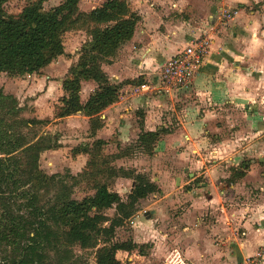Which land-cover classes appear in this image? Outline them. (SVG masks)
<instances>
[{"label": "crops", "instance_id": "1", "mask_svg": "<svg viewBox=\"0 0 264 264\" xmlns=\"http://www.w3.org/2000/svg\"><path fill=\"white\" fill-rule=\"evenodd\" d=\"M124 1L127 12L123 17L133 16L137 20L133 36L114 57L108 58V63L101 65L109 82L120 86L118 99L99 114V128L94 131L91 130V123H94L89 117L80 113L69 116L78 121L80 128L77 129L78 123L74 128L76 137L80 139L76 147L80 151L74 155L78 161L80 158L83 161L88 154L82 149L91 148L95 141H102L105 144L101 152L103 147L114 146L111 150L113 158H127L122 148L138 140L140 134L166 130L157 141L160 147L153 148L150 161L160 168L167 159V162L170 160L169 165L179 168L178 171L173 169L172 173L176 176L171 181L156 178L160 182V198L155 214L161 222L156 240L161 242L157 237L159 233L161 238L169 235L170 241L174 239V235H170L174 231L179 245L171 253L173 258L169 264H226L227 260L241 264L246 258L254 256L257 248L261 247L264 251V235L258 236L250 223H245L241 227L244 235L233 241L236 244L234 255L228 257V243L221 238L229 228L224 224V216L217 212L216 205L220 200L216 188L213 184H201L199 189L185 193L181 175L187 173L191 180L195 178V172L203 168V173L208 175L220 166L222 160L218 159L235 154L239 157V152L248 151H240V145L246 147L248 140L249 143L253 139L264 141V136L258 139L264 134V0ZM223 9L233 13V16L220 22L217 17ZM81 12L87 13L86 10ZM77 32L79 47L74 53L64 51V55L57 58L60 63L66 62L70 66L73 61L75 66L83 53L90 50V37L82 30ZM203 33L210 35L212 45L199 73L188 87L168 95L153 96L146 91L147 83L159 84L163 63ZM54 64L52 62L45 70L53 69ZM71 67L66 71L67 75ZM30 76H34L38 83L44 79V76L36 74ZM30 76H8V80L4 79L8 84L3 93L15 98L13 90H18L21 82L31 79ZM14 80L19 83H14ZM63 80L59 81V85ZM52 82L55 83L48 81V85ZM141 86H145V90H141ZM98 89L93 81L81 82L80 103L84 105L91 97L97 98ZM36 103L34 100L28 103L33 111L37 110ZM166 110L170 111V119L167 120H170L168 124L171 128L162 118ZM237 117L241 118L242 124L236 123ZM244 125L246 136L241 134ZM226 127L232 129L225 131ZM87 142H91L90 145ZM58 144V150L43 154L62 149L63 143L58 140ZM210 160L212 165H206ZM177 178L180 188L176 184ZM178 193H185V196L180 198ZM163 205L165 208L161 207ZM183 205L177 212L178 207ZM167 207L177 213L168 218ZM204 213H209L210 219H213L211 226H205L201 221ZM166 221L170 223L168 226L162 224ZM166 228H169L168 234Z\"/></svg>", "mask_w": 264, "mask_h": 264}, {"label": "trees", "instance_id": "2", "mask_svg": "<svg viewBox=\"0 0 264 264\" xmlns=\"http://www.w3.org/2000/svg\"><path fill=\"white\" fill-rule=\"evenodd\" d=\"M9 1L0 0V73L9 77L39 74L64 55V33L85 29L90 50L63 80L64 97L56 116L63 119L80 113L94 123L91 130L99 128V114L117 101L120 88L109 82L101 65L132 38L137 22L133 16L123 17L127 12L125 1L107 0L87 13L79 10L80 0H63L49 10H43L40 2H29L18 13L6 11ZM83 81H93L99 88V96L84 105L79 97ZM21 112L16 99L0 90L1 264H87L71 255L73 246L96 250V264H121L116 252H131L135 245L113 243L115 229L137 212L141 200L159 192L156 184L142 174L121 170L118 175L112 168L98 166L94 159L105 143L95 141L87 170L80 175L90 182L94 194L80 201L72 199L78 177L68 175V180V176L47 175L39 167L42 153L60 148L58 139L39 135L35 126L42 121L19 118ZM166 132L162 129L140 134V146L151 154ZM82 150L88 155L91 152L88 147ZM105 173L132 180L126 202L106 183L99 182ZM112 208L116 216L109 219L103 211ZM105 222H109L107 227Z\"/></svg>", "mask_w": 264, "mask_h": 264}, {"label": "rangeland", "instance_id": "3", "mask_svg": "<svg viewBox=\"0 0 264 264\" xmlns=\"http://www.w3.org/2000/svg\"><path fill=\"white\" fill-rule=\"evenodd\" d=\"M103 1L105 0H81L79 8L81 11L86 10L88 12L91 8H96ZM29 2H40L43 10H49L61 4L63 0H10L6 5V11L18 13L20 9ZM77 31L78 30H71L64 33L63 44L64 50L67 53H74L75 49L80 45L77 36L79 33ZM82 31L85 32V29ZM59 61L58 59L53 61L56 63L53 69L50 68L49 70L48 68V70H45L44 68L42 72L36 74V76H44L41 82L38 83L33 79L34 76L28 75L32 78H25L27 81L21 82L18 90H13V92L17 96H15V98L17 99L18 106L23 111L19 118L28 120L38 117V119H41L42 124H37L35 126L36 132L39 135L54 136L63 143L62 149L56 153H42L43 155L40 156L39 161L40 169L47 175L58 174L62 177H67L68 175L78 177L80 182L73 188L71 198L80 201L94 194L90 182L88 184L87 181L80 176L87 170V166H84L83 163H89L91 160L90 154L94 152V148L91 147V152H89L88 157H85L83 161L80 158L78 161L75 155H73V153L77 151L78 148L76 149V147L79 145L78 142L80 141L79 137H76L74 132L78 121L73 117H68L59 121L56 116L58 109L62 107L61 99L64 97L62 83L59 85V81L61 82L68 76L66 71L70 66H73V61L70 66L66 62L60 63ZM7 77L8 76L5 74L0 73V90H3L7 86L8 82L4 81L5 78L8 80ZM48 81H54L55 83L52 82L48 85ZM14 83L19 82L14 80ZM147 86L153 89L155 84L147 83ZM5 91L9 93L7 92L8 90ZM150 92L153 96L163 95L155 90H150ZM32 100L37 101L35 105L36 111H33L28 104ZM231 115L234 114L231 113ZM162 118L166 122V125L171 128L168 124L170 120H167L170 119V111H163ZM172 118L176 119L175 117ZM240 121L241 118L237 117L236 123L242 124ZM175 123H173V126H175ZM236 128L239 129V127ZM77 129H80L79 123ZM227 129L232 128L226 127L225 131ZM20 130L26 133L25 128ZM226 133L227 132H225V134ZM241 134L242 136H246L245 134H247L245 125L243 126ZM263 136L264 134L258 137V139H261ZM262 140L257 141L253 139L250 140V143L248 140L246 147L240 145V151H243V149L249 150H245L246 152H242V154L238 151L240 153L239 157L237 156L238 154H235L226 159H218L222 160L220 161V166L214 168L208 175H206L207 173H203L205 172V168H203L202 171L195 172V178L191 180L187 173L181 175L183 180L182 185L185 184L182 190L185 193L199 189L201 184H213L216 188L217 196L220 200L216 205V207H218L217 212H220V214L224 216V224L229 228H226L227 234H224L221 238L228 243L226 244L228 247V257L234 255L233 248L236 244L233 241L243 237L245 231L241 227H243L245 223H250L251 228L256 231L258 236L264 235V141ZM135 141L122 148L127 158H113L112 155L114 154H111V150L114 149V146L111 148L108 145L102 148V152L98 151L94 159L98 166H104L106 169L112 168L118 175H121V173H119L121 170L124 172L142 174L155 183L159 189V192L148 195L145 199L141 200L137 204V212L126 220L122 226L115 229L113 243L132 242L135 245V249L131 252H116L115 258L120 261L121 264H169L173 258L171 257V253L176 247L178 248L179 245L175 240L177 236L174 231L170 234L171 236L174 235V239L169 241V235L167 238H161L159 233H157V237H159L161 242L158 243L156 240L157 228L159 224H161L155 214L156 203L160 198V182L158 179L156 180V178L161 177V180L171 181L172 178L176 176V174L172 173L173 169L176 168L178 171L179 168L177 165H169L168 162L170 160L167 162V159H165L166 162L162 164L160 168H157V165L150 161L153 154L145 152L140 146L139 140ZM87 143L90 145L91 142ZM156 144L157 142L155 145ZM155 145L154 148L160 147L159 144ZM175 159L177 160V158H173V160ZM211 163L212 160L206 165L211 166ZM236 171L238 173L240 172V175L236 174ZM67 179L70 180L69 176ZM98 180L101 183H106L110 191L118 193L121 199L126 202L132 188V180L126 179V181H124L125 178L114 177L113 175L109 177L108 173H105L103 176L101 175ZM177 187L180 188L181 186L178 185ZM185 193H178L177 196L183 198ZM161 207L165 208V205ZM183 207L184 205L178 207L179 211L177 212H180ZM165 210L168 218L177 213L175 212L176 210L169 211L168 207ZM103 214L109 219H113L116 216L114 208L103 211ZM211 220L213 221L212 218L210 219L209 213H204L201 221L205 223V226H211ZM169 221L163 222L162 224L168 226L170 224ZM108 224L109 222H105L104 226L107 227ZM168 229L169 228H166V234H168ZM163 232H165V229ZM260 250L261 247L257 248L255 252ZM70 251L73 257L82 258L87 264H96V250H82L78 246H73ZM226 264H235V261L230 263L227 260Z\"/></svg>", "mask_w": 264, "mask_h": 264}, {"label": "built area", "instance_id": "4", "mask_svg": "<svg viewBox=\"0 0 264 264\" xmlns=\"http://www.w3.org/2000/svg\"><path fill=\"white\" fill-rule=\"evenodd\" d=\"M233 13L228 10H220L217 19L222 22L231 19ZM212 45V39L208 33H203L192 39L176 55L166 60L160 69L159 84L153 90L164 95L185 89L191 80L199 73V70L207 58ZM145 90V86L140 87ZM146 91H150L149 87ZM241 264H264V251L260 250L254 256L246 258Z\"/></svg>", "mask_w": 264, "mask_h": 264}, {"label": "water", "instance_id": "5", "mask_svg": "<svg viewBox=\"0 0 264 264\" xmlns=\"http://www.w3.org/2000/svg\"><path fill=\"white\" fill-rule=\"evenodd\" d=\"M260 160H262V159H260ZM176 184L179 185V179L178 178L176 179Z\"/></svg>", "mask_w": 264, "mask_h": 264}]
</instances>
